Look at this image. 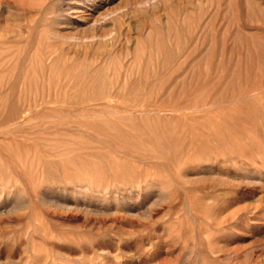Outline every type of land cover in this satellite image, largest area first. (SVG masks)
<instances>
[{
  "label": "rangeland",
  "instance_id": "374dc122",
  "mask_svg": "<svg viewBox=\"0 0 264 264\" xmlns=\"http://www.w3.org/2000/svg\"><path fill=\"white\" fill-rule=\"evenodd\" d=\"M0 264H264V0H0Z\"/></svg>",
  "mask_w": 264,
  "mask_h": 264
},
{
  "label": "bare ground",
  "instance_id": "6f19581e",
  "mask_svg": "<svg viewBox=\"0 0 264 264\" xmlns=\"http://www.w3.org/2000/svg\"><path fill=\"white\" fill-rule=\"evenodd\" d=\"M108 98L110 99V98H111V95H109ZM28 111H31V110L28 109ZM20 117H23V116H20ZM17 118H18V115L16 114V110H14V113H12V114L9 116L8 120L13 121V120H15V119H17ZM26 120H27V119H24L21 123L25 122ZM18 124H20V122H19V123H18V122H14V123H13L14 126H16V125H18Z\"/></svg>",
  "mask_w": 264,
  "mask_h": 264
}]
</instances>
